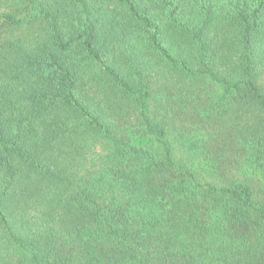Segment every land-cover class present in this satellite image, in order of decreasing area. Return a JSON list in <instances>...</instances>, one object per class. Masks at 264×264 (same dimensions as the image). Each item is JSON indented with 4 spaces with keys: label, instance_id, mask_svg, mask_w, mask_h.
<instances>
[{
    "label": "trees",
    "instance_id": "obj_1",
    "mask_svg": "<svg viewBox=\"0 0 264 264\" xmlns=\"http://www.w3.org/2000/svg\"><path fill=\"white\" fill-rule=\"evenodd\" d=\"M0 264H264V0H0Z\"/></svg>",
    "mask_w": 264,
    "mask_h": 264
}]
</instances>
